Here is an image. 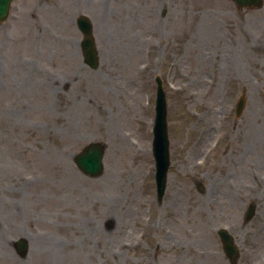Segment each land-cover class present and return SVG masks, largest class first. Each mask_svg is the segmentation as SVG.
I'll list each match as a JSON object with an SVG mask.
<instances>
[{"label": "rangeland", "instance_id": "374dc122", "mask_svg": "<svg viewBox=\"0 0 264 264\" xmlns=\"http://www.w3.org/2000/svg\"><path fill=\"white\" fill-rule=\"evenodd\" d=\"M25 1L0 37V78L20 80L19 94L13 83L0 91V264H230L222 226L239 246L238 264H264V5L36 0L35 11ZM81 14L95 27V71L82 58ZM157 76L171 142L161 205L151 153ZM242 95L238 119L232 108ZM223 113L238 137L206 156V120L219 125ZM93 142L107 147L95 179L74 163ZM251 204L257 213L245 224ZM165 229H180V243ZM21 238L30 246L24 259L14 246Z\"/></svg>", "mask_w": 264, "mask_h": 264}, {"label": "water", "instance_id": "95a60500", "mask_svg": "<svg viewBox=\"0 0 264 264\" xmlns=\"http://www.w3.org/2000/svg\"><path fill=\"white\" fill-rule=\"evenodd\" d=\"M13 0H5V9L0 11V22L5 20L9 15L10 4ZM240 7H256L260 8L263 0H234ZM79 30L84 36L81 43V48L84 56V62L90 68L96 70L100 66L99 53L93 37V27L91 21L85 17L80 16L77 20ZM159 82V81H158ZM157 100V118L154 133L153 154L156 161V186H157V199L162 202L166 187H167V173L170 166L169 159V140L167 131V103L165 93L163 92L162 85L159 82ZM245 99L241 98L238 104L237 115L240 116L244 107ZM106 145L103 143H92L88 145L81 153L75 157V164L79 170L91 178H98L104 173V156ZM255 215V207H251L247 214V219L251 220ZM220 236L225 246V251L230 256L231 261L236 263L238 258V251L234 245L233 238L227 231L221 230ZM16 248L19 255L25 258L28 254L29 245L26 240L21 239L16 242Z\"/></svg>", "mask_w": 264, "mask_h": 264}, {"label": "flooded vegetation", "instance_id": "af4514ba", "mask_svg": "<svg viewBox=\"0 0 264 264\" xmlns=\"http://www.w3.org/2000/svg\"><path fill=\"white\" fill-rule=\"evenodd\" d=\"M34 1L35 0H26L24 7L32 8V5L33 4L36 7H42V5H40V2H34ZM41 3L44 6L46 5L45 1H41ZM17 20H18V17H17ZM7 28L8 27H6V26H1L0 25V37H2L4 34L6 35V29ZM7 39H11V38L7 36ZM3 84H5V83L3 82ZM7 84L10 85L9 80H8ZM13 84L16 85V79L15 78H13ZM14 88L16 89L15 86H14ZM227 119L228 118H222V120H221V122H220L219 125L215 121L213 124L210 125L209 129L206 130L207 131L206 132L207 138H208V134H209V142H210L209 147H207L208 149H211L213 145L215 147H219L220 142L222 140L229 141L231 139L232 141H234L238 137L239 128H236V130L233 129V128L231 130H228L227 129V123H226L227 122ZM224 161H225V159H224ZM190 222H192V221H189V222L188 221H185V222L182 223V224H184V226H180V227L189 229L188 230V234L186 236V243H188L187 246L192 245L191 244V241H193V238H192V236H193L192 235L193 230H190L191 229L190 228V225L192 223H190ZM191 227H192V225H191ZM178 234H179L178 237H180L181 232H179ZM182 244H185V243L182 242ZM249 261H250V264H253L254 263L253 262V258H251V257H250Z\"/></svg>", "mask_w": 264, "mask_h": 264}]
</instances>
